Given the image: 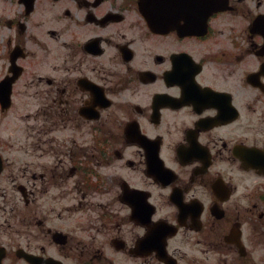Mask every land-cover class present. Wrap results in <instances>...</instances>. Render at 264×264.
I'll return each instance as SVG.
<instances>
[{
	"label": "flooded vegetation",
	"instance_id": "1",
	"mask_svg": "<svg viewBox=\"0 0 264 264\" xmlns=\"http://www.w3.org/2000/svg\"><path fill=\"white\" fill-rule=\"evenodd\" d=\"M0 264H264V0H0Z\"/></svg>",
	"mask_w": 264,
	"mask_h": 264
},
{
	"label": "rangeland",
	"instance_id": "2",
	"mask_svg": "<svg viewBox=\"0 0 264 264\" xmlns=\"http://www.w3.org/2000/svg\"><path fill=\"white\" fill-rule=\"evenodd\" d=\"M15 112H17L18 108H21V111L23 110L22 109V106H14L13 107ZM27 110H25L26 112ZM10 117L13 115V111L10 110ZM20 124H24L23 126V134H20L19 136L12 132L13 129H15L17 126H19ZM28 124H32V121H27V120H24V121H19L17 119H14V118H10L9 119V130H10V140H9V148H34V141H33V137L32 135H30V131L28 130V128L26 127V125L28 126ZM20 131L22 130L20 127H19Z\"/></svg>",
	"mask_w": 264,
	"mask_h": 264
}]
</instances>
